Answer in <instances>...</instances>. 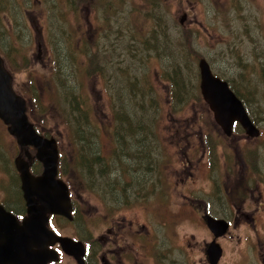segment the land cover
<instances>
[{"label":"rangeland","instance_id":"obj_1","mask_svg":"<svg viewBox=\"0 0 264 264\" xmlns=\"http://www.w3.org/2000/svg\"><path fill=\"white\" fill-rule=\"evenodd\" d=\"M31 5L34 11L26 16L23 33L10 25V20L18 19L7 14L6 28H0V55L3 49L19 46L14 64L26 68L14 76L15 90L25 91L19 94L29 104L31 122L45 137L59 142L60 171L70 185L77 216L76 224L56 218L57 227H64L69 236L94 238L107 233L113 217L125 218L135 222L130 234L143 233L135 237L146 245L150 264H155L154 257L159 264V257L165 256V264H209L206 248L214 237L198 215L202 214L199 200L214 199L210 212L218 214L223 205L219 196L226 186L230 193L234 189L248 199L250 191L244 193L251 182L250 189L256 191L258 177L264 190V0H88L80 5L31 0ZM150 46L164 48L157 54ZM56 57L58 71H54ZM200 59L245 100L251 119L262 130L258 149L256 137L244 136L241 127L236 135L223 134L199 94ZM180 74L184 88L192 92L173 109L168 79ZM75 98L85 102L91 119L84 134L95 143L93 151L110 163L109 175L92 176L77 166L71 108ZM125 113L136 114L144 124L158 121L145 138L157 157L152 173L142 172L146 161L138 155L130 161L119 154L121 147L135 148L139 143L122 142L114 134ZM192 126L210 133L216 163L211 174L200 142L187 137L196 133ZM229 146H238L230 156ZM27 149L22 151L23 159H28L27 154L34 159L36 150ZM197 150L198 155L192 156ZM18 154L15 138L0 120L3 200L5 190L10 200L18 190L17 201L22 202L14 165ZM249 202L252 210L258 207V191ZM246 220L248 224L232 226L218 241L224 251L219 264H264V228L258 229L252 218Z\"/></svg>","mask_w":264,"mask_h":264},{"label":"water","instance_id":"obj_2","mask_svg":"<svg viewBox=\"0 0 264 264\" xmlns=\"http://www.w3.org/2000/svg\"><path fill=\"white\" fill-rule=\"evenodd\" d=\"M185 19L186 17L181 20L182 24ZM198 67L201 94L223 132L227 136L232 135L234 123L239 122L249 136L257 137L258 129L228 83L214 75L205 59L199 60ZM12 81V76L0 57V119L8 126V132L16 138L22 149L32 147L36 150L35 158L42 163L44 171L41 176L35 177L25 160H16L29 216L23 221V225H19L13 216L0 209V264H47L51 256L45 253L48 241L44 238H53L47 227V216L54 214L71 220L72 203L68 186L57 178V141L37 133L26 114L27 103L15 93ZM27 156L30 157L29 154ZM207 222L216 237L224 235L228 229V224L223 220L208 217ZM60 240L66 241L62 238ZM222 253L218 243H211L207 249L209 263L218 264Z\"/></svg>","mask_w":264,"mask_h":264},{"label":"flooded vegetation","instance_id":"obj_3","mask_svg":"<svg viewBox=\"0 0 264 264\" xmlns=\"http://www.w3.org/2000/svg\"><path fill=\"white\" fill-rule=\"evenodd\" d=\"M65 1L67 5H72V3L75 2H77L80 5L82 1L84 2V4L88 3V0H65ZM160 1L164 2L165 0H160ZM70 7H68L67 9H70ZM33 11L34 9H33V5H31V0H0V28L1 27L6 28L5 19L7 17V14L9 13L15 19H18L15 23L10 20V25L12 27L13 26L18 27L16 31H18L19 33H23L24 20L26 19V16L32 14ZM77 12H79L81 15L80 10H78ZM12 50L13 51H8L7 49L1 50L2 51L1 56L4 59L5 66L11 73H13L14 68H16V65L14 63H16L17 55L20 49L19 46L14 45ZM19 93L23 95L25 91ZM28 115L30 117L29 120L31 122L32 117L29 111H28ZM238 127H240L238 124L234 125L232 136L233 134L236 135V132H239L237 130ZM256 127L258 126L256 125ZM36 128L40 130L38 126H36ZM192 130L196 133L193 134V136H187V137L197 139L198 142H200L201 153L205 158V164L208 167L211 174L216 166V163L214 159L215 151L211 145L210 133L208 132V130H205V128H200L197 131H195L192 126ZM242 131L243 134L245 133L244 136L249 137V135L246 134L243 128ZM261 131L260 134L258 135L259 137L262 135ZM179 132L180 131L177 132V135H180ZM225 136L228 138L231 135L230 136L225 135ZM147 137L149 139V135H147ZM143 143H146V141ZM135 144L137 145V142ZM255 147L258 149V137L256 138ZM237 148L238 146L227 147L228 156L232 155L234 153L233 151H237ZM22 150L24 149L19 148V154L14 160V165L16 169L15 175L19 179V187H20L22 202H18L19 200L17 201L19 196L18 190L15 195H11V200L9 199V193L7 190H5L7 193L5 200H3V197H0V209L1 208L4 209L6 213L13 216L19 225H23V221L29 216L28 205L26 200L24 199V194L22 191L20 173L18 172L16 167V160L23 159ZM143 152L146 153V147L144 148ZM148 152H149V146H147V153ZM197 152L198 150L195 151L192 154V156H197L198 155ZM195 160L197 161L196 162L197 164L198 159L197 158L193 159V162ZM25 161L28 163L27 165L29 166L31 173L35 177H39L43 174V170H44L43 166L37 161H35V159H33L31 156ZM41 167L42 170H40ZM144 168L142 170H144ZM142 172L146 173L145 171ZM59 177L61 178L60 172H59ZM15 185L18 187L17 179L15 181ZM251 185L252 182L250 183L248 189L244 193L247 194V192L250 191V197L248 199L240 197L238 192H236L234 189H232V193H230L229 187L226 186L225 193L222 194V196H219L222 198L223 205H222L221 213L218 214L215 213L211 214L210 212V208L212 206L211 202H215L214 199H212L213 201L211 200V202L208 199H206V201L199 200L200 203H197L199 204L197 205V209L201 210L202 214H198V213L197 214L200 216L202 220L205 221L206 224H207L208 216H212L217 220H223L228 224V229L226 233L220 237H216L215 234L211 231V234L214 237L212 243L213 242L218 243L219 240H222L225 236H227L232 226L236 228L238 225L240 226L242 224H246V223L248 224L246 219L249 218H252V220H254V225L258 224V229L264 228V190L260 188V183H258V177H257L255 187H256V191H258V207L255 210H252L251 208L253 206L250 204L249 201L250 198L254 196V192L256 191L255 189H250ZM215 193L217 195H220L219 190H216ZM116 196H118L117 201H121L120 196L119 195ZM238 199H241L239 203H238ZM47 217H48L47 227L54 232L53 238H49V239L44 238L46 241H48V244L45 249L46 251L45 253L51 256L47 264H150L149 254L144 252L146 249V245L139 242L138 238L135 237V234L139 233L140 235H142L143 233H141L140 231L139 232L136 231V233L130 234V230L132 229V227L133 229L135 227V222L127 221V219L125 218L115 220V218L113 217L112 225L107 229V233L104 234L102 233L101 235L94 238L84 237L83 235L82 236L80 235L79 238L78 235L69 236L64 234V229H63L64 227L62 226L57 227L58 224L56 223V218L62 219L64 222L68 224L75 223L76 222L75 220L70 222L60 216H55L51 214H49ZM61 238L66 239V241L60 240ZM61 241L66 243H63ZM35 251L38 250L35 249ZM223 255H224V251H223ZM153 260L155 261V264H158L157 257H154ZM159 260H160L159 264H165L166 256L163 258V260L161 259V257H159Z\"/></svg>","mask_w":264,"mask_h":264},{"label":"trees","instance_id":"obj_4","mask_svg":"<svg viewBox=\"0 0 264 264\" xmlns=\"http://www.w3.org/2000/svg\"><path fill=\"white\" fill-rule=\"evenodd\" d=\"M164 47L159 46L157 50H155L154 47L150 46L151 51L153 50L157 54L163 49ZM55 52V48H54ZM56 56V53H55ZM58 57L55 59L56 67L54 71H58V63L59 61L57 60ZM24 68H14V71L20 72L24 70ZM73 75V74H72ZM60 76V74L58 75ZM67 76V75H66ZM181 74L175 77H170L168 79L171 82L172 85V98H171V104L175 103V106L173 109H176L179 107V103H182L186 101L191 94V90H188L187 87H185L184 82L181 81L180 78ZM63 77V76H62ZM174 87L175 90H174ZM200 94V91H199ZM35 101L38 98L36 95H34ZM154 96V95H153ZM82 98H75L74 101L71 103V108H72V114L74 115L75 118V126L76 128L73 130V136H74V143H75V149H76V160H78V168L79 170H82L83 172L87 171L89 175L96 176V175H101L104 177V175H109L112 171L110 167V163L106 161V157L102 156L98 150L93 151L94 147L96 146L93 141H87L84 131L85 127L84 125L89 124V120L91 119V116H89L88 110L85 109L84 104L85 103ZM245 101V100H244ZM170 104V105H171ZM184 104V103H183ZM37 106H39L37 104ZM42 108V107H38ZM126 115V113L124 114ZM144 117V115H143ZM138 116L136 114H130L126 115L123 119L122 116L119 117V120L122 121V125H117L116 129L117 131L115 134H117L120 137V140L122 142H125L126 140H136L137 142H140L138 146V151L135 152V148L131 147L129 149L128 146L121 147L119 149V154H123L122 157L128 158L130 161L134 160L136 161V155L140 157V160L144 159L146 161L145 168L142 171L152 173L153 172V165L156 160V155H155V150L153 148L149 147V152L147 153V146L148 144L143 143L145 142V138L148 139L147 135H149V129L155 125V122L158 123V121L155 120H150L149 124H144L143 120H141V123L137 121ZM143 119V118H142ZM156 119V118H155ZM70 123L73 125L72 120H69ZM151 130V129H150ZM155 130V128H154ZM156 132V130H155ZM150 134H152V130L150 131ZM150 137V136H149ZM146 147V153L143 152L144 148ZM90 148V149H89ZM90 153L89 155L87 154ZM132 152H135L132 155ZM62 166V162H61ZM135 172V171H134ZM137 173V172H135ZM77 216V213H74ZM80 218V217H79Z\"/></svg>","mask_w":264,"mask_h":264}]
</instances>
